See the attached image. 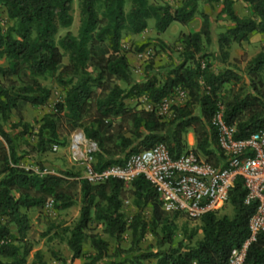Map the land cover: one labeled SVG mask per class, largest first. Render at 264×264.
<instances>
[{"label":"trees","instance_id":"obj_1","mask_svg":"<svg viewBox=\"0 0 264 264\" xmlns=\"http://www.w3.org/2000/svg\"><path fill=\"white\" fill-rule=\"evenodd\" d=\"M72 1L0 0L10 22L5 31L0 27V60L5 62L0 66V264H25L32 251L26 239L30 224L25 212L49 204L64 211L77 202L79 219L67 241L71 262L84 257L85 240L95 252L86 258L88 264H98L106 257L107 242L89 228L98 222L103 233L116 242L130 232L129 251L133 254L126 264H227L231 251L248 238L247 223L255 210L254 203H245L246 190L240 179L229 192L231 217L206 214L197 230L185 229L182 239L174 244V220L180 214L165 212L143 177L126 189L117 180L92 186L80 178L81 174L70 172L41 175V169L36 173L21 166L22 156L13 150L4 126L25 106L46 105L52 93L40 80L53 79L64 94L53 113L40 119L35 143L26 144L31 153L42 155L55 145L62 147L67 136L80 130L97 144L94 169L101 170L123 165L131 154L160 144L171 158H178L188 151L185 134L191 130L192 151L213 167L223 168L225 157L217 146L212 118L221 111L226 125L234 129L235 139L264 130V52L247 63V82L230 69L214 71L213 64L226 60L231 44L245 42L252 33L264 36V0H241L250 13L242 18L234 12L233 0H171L175 7L129 0L127 13L125 0H78L77 34L68 32L56 43L59 31L72 25ZM215 3H221L220 12L233 26L218 35V52L211 56L207 52L211 44L209 17L198 6ZM196 16L200 18L199 30L179 34V63L170 67L166 79L160 82L148 76L142 82L133 80L121 47L122 32L140 34L153 20L160 35L172 23L187 26ZM178 87L187 91L188 99L172 106L171 116L165 119L154 110L125 104L144 97L156 105ZM127 197L136 208L128 223L121 213ZM146 209L150 210L148 221L142 216ZM198 232L201 237L193 242ZM147 233L156 238L157 250L137 254ZM35 260L34 264H46L37 253ZM243 264H264V231L247 247Z\"/></svg>","mask_w":264,"mask_h":264},{"label":"rangeland","instance_id":"obj_2","mask_svg":"<svg viewBox=\"0 0 264 264\" xmlns=\"http://www.w3.org/2000/svg\"><path fill=\"white\" fill-rule=\"evenodd\" d=\"M150 4H161L166 3L175 7L177 4L171 0H163L158 2L156 0H148ZM236 2H233V5ZM232 5V8L234 9ZM245 5V4H244ZM130 7L129 0H125L124 11L128 12ZM221 3H215L211 5L199 4V11H206L209 17L210 28L213 32L220 33L225 32L232 26V23L228 20V17L222 14ZM103 11L102 7H98V12L101 14ZM248 7L237 6L236 12L240 15L247 13ZM70 14L73 18L72 25L68 29H62L59 31L55 38L57 43L58 39L64 36L66 33L72 35L77 34L79 25V9L78 0L72 1ZM200 23L199 16L195 17ZM194 21V19H193ZM189 24L190 27L194 28V22ZM154 23L153 20L148 23ZM152 25V24H151ZM10 26V22L7 21L4 9L0 8V27L5 31ZM173 27H181L180 24L173 23ZM148 29V27H147ZM172 29V28H171ZM154 29L150 28L149 32ZM216 35V34H215ZM156 32L151 37L141 41H134L132 35L128 32H122L121 47L126 52V56L132 63L131 75L137 82L144 81L148 76L155 77L158 81L163 82L170 70V67L179 63V54L181 52V45L179 43V33L170 30L167 33V38L161 40ZM249 46L244 49L242 46L237 48L236 58L227 59L223 63L214 61L213 70L216 72H222L226 69H230L233 73L243 77V80L247 82L245 70L247 63L252 57H254L259 51L264 52V37L253 35L248 40ZM212 43L207 46V52L213 56L217 55ZM217 49V47H215ZM142 56V57H141ZM138 58V61L136 60ZM64 63H67V58H64ZM0 66H5V62L0 60ZM43 86L51 90V98L48 103L42 107H31L27 105L22 113L13 114L8 122L4 126V131L9 135L12 140V147L18 156H22L21 166L25 169L33 170L39 173L42 170L41 175L45 174H63V173H75L81 174V169L74 166L70 160L67 151L69 136L65 139V145L59 147L57 152L47 151L45 154L37 155L29 151L26 144L33 145L36 141L35 133L38 127L40 119L46 115L53 113L54 105L60 101L63 97L64 92L61 88L57 87L53 79L40 80ZM121 88H125L123 83L119 84ZM142 99V97H140ZM135 100V99H133ZM131 100L127 101L128 107L140 106L145 108V104L137 102V100L130 103ZM19 124L20 127L16 128L14 125ZM1 141V137H0ZM190 141V138L185 134L186 144ZM128 189V186L125 187ZM133 200L131 198H125L122 201L121 213L124 215L127 223L130 221L132 216L136 213V208L133 206ZM80 203L77 202L71 208L64 211L54 210L53 204L46 205L41 209H32L25 212L26 217L29 219L30 229L27 233L26 239L32 246V251L25 260V264H34L36 262V253L41 256V260L46 264H88L90 260L86 258L93 256L95 252L90 247L89 240H85L82 244V252L84 257L70 261V253L67 248V241L70 237V231L79 219ZM218 216L226 215L232 216V208L226 205L218 214ZM143 219L149 220L150 210L146 209L142 212ZM176 232L173 237L174 244L182 239V233L186 229L187 232L190 230H197L199 222L189 221L183 215H178L174 220ZM90 231L97 235V237L106 241L108 244V252L106 257L98 264H126L125 262L131 258L132 254L130 249V232H125L119 242H116L113 238L103 233V225L98 222H93L89 226ZM16 233V232H14ZM201 237V233L198 232L193 242ZM166 247V246H165ZM139 251L137 254H145L148 252H155L157 250V241L154 236L147 233L143 241L139 244ZM148 264H154V261H149Z\"/></svg>","mask_w":264,"mask_h":264},{"label":"built area","instance_id":"obj_3","mask_svg":"<svg viewBox=\"0 0 264 264\" xmlns=\"http://www.w3.org/2000/svg\"><path fill=\"white\" fill-rule=\"evenodd\" d=\"M187 99V91L178 87L158 104L150 103L145 109L154 110L165 119L171 116L172 106ZM212 124L217 131V146L225 157L223 168L213 167L191 149L173 159L160 144L131 154L123 165L95 170L98 146L80 130L70 134L67 151L70 162L81 169L80 178L88 184L96 186L117 180L128 186L143 177L154 189L165 212L178 213L193 222L224 209L229 192L240 179L246 190L245 203H254L255 210L248 219V238L231 251L227 264H243L247 247L264 231V130L246 139H235L234 129L226 125L221 111L214 114ZM58 150L56 145L51 149Z\"/></svg>","mask_w":264,"mask_h":264},{"label":"crops","instance_id":"obj_4","mask_svg":"<svg viewBox=\"0 0 264 264\" xmlns=\"http://www.w3.org/2000/svg\"><path fill=\"white\" fill-rule=\"evenodd\" d=\"M233 2H236V3H234V5H233V7H234V12H236V8H237V6H246V5H244V3L241 1V0H233ZM247 13H245V14H243V15H240L239 13H236V15L238 16V17H247V16H249L250 15V13H249V11H246ZM205 13H206V11H205ZM229 20V19H228ZM194 25H195V27L194 28H192V27H190L189 26V24L187 25V26H181L180 28L179 27H173L172 26V24L169 26V28L166 30V32H164V33H162V34H160V36H159V38L161 39V40H165L166 38H167V33L169 32V29L170 30H174V31H176V32H178L179 34L180 33H190V32H196V31H198L199 30V27H200V23H199V21H198V19H196V18H194ZM152 24V25H151ZM191 24V23H190ZM232 26H233V24H232ZM231 26V27H232ZM148 29H146L144 32H142V33H140V34H137V35H132V38H133V40L134 41H141V40H144V39H146V38H149V37H151L152 36V34H154V32H156L155 30H153L152 32H149V29L150 28H153L154 27V23H148ZM230 27V28H231ZM172 28V29H171ZM216 34V35H215ZM255 33H252V34H250L249 36H248V39L245 41V42H242V43H240V44H231V46L229 47V49L227 50V53H228V55H227V57H226V60L225 61H227V59H229V57H230V59H233V58H236V52H237V48L239 47V46H242L244 49H246V46H249V43H248V40L251 38V36H253ZM255 35H258V36H260L259 34H255ZM262 36V35H261ZM217 37H218V33L215 31V32H213L212 30H211V28H210V38H211V43H212V45H214L213 46V48H214V50L216 51H218V44H217ZM264 37V36H263ZM215 47H217V49H215ZM260 52H262V51H259L258 53H260ZM257 53V54H258ZM256 54V55H257ZM255 55V56H256ZM254 56V57H255ZM142 57V56H141ZM254 57H252V58H254ZM138 58L139 57H137V61H138ZM251 58V59H252ZM128 59V58H127ZM250 59V60H251ZM128 63H129V66H132V63H130V61H129V59H128ZM130 70H131V68H130ZM132 79L133 80H135L133 77H132ZM135 100H137V102L139 103V102H142V103H144L145 104V106L147 107V106H149L150 105V102L147 100V99H145L144 97H142V99H140V98H138V99H135ZM135 100H131L130 101V103L132 104L133 103V101H135ZM125 104L128 106V102L126 101L125 102ZM131 107L130 108H135V109H145V108H141L140 106H137V107H135V106H132V105H130ZM26 107V106H25ZM25 107L23 108V110L25 109ZM187 137L188 138H190V141H188V143H187V148H188V150H192L193 149V147H194V136H193V133H192V131L191 130H189L188 132H187Z\"/></svg>","mask_w":264,"mask_h":264}]
</instances>
